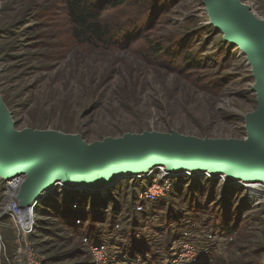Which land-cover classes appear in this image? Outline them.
Here are the masks:
<instances>
[{
    "label": "rangeland",
    "instance_id": "374dc122",
    "mask_svg": "<svg viewBox=\"0 0 264 264\" xmlns=\"http://www.w3.org/2000/svg\"><path fill=\"white\" fill-rule=\"evenodd\" d=\"M119 1L90 0L113 37L105 48L73 38L64 0H0V98L16 130H51L88 145L144 132L246 138L256 80L204 0ZM242 3L264 21V0ZM156 174L85 192L81 203L74 198L84 212L95 203L99 218L86 225L58 216L81 191L48 195L32 238L42 264H95L85 235L108 247L107 264H133L137 244L150 264H180L185 243L198 252L190 264H264V193L253 197L224 175L165 183ZM156 179L170 192L137 215L135 196ZM7 195L0 184V235L13 256L15 231L1 212Z\"/></svg>",
    "mask_w": 264,
    "mask_h": 264
},
{
    "label": "water",
    "instance_id": "95a60500",
    "mask_svg": "<svg viewBox=\"0 0 264 264\" xmlns=\"http://www.w3.org/2000/svg\"><path fill=\"white\" fill-rule=\"evenodd\" d=\"M242 0H204L211 23L238 46L256 80L257 109L247 115V137L213 140L156 132L126 134L86 144L55 131H17L0 98V178L23 177L17 201L25 214L56 189L94 191L122 179L169 174L264 185V21ZM209 173V175H208ZM242 182V183H243ZM241 183V185H242Z\"/></svg>",
    "mask_w": 264,
    "mask_h": 264
},
{
    "label": "built area",
    "instance_id": "2783aa9c",
    "mask_svg": "<svg viewBox=\"0 0 264 264\" xmlns=\"http://www.w3.org/2000/svg\"><path fill=\"white\" fill-rule=\"evenodd\" d=\"M153 174L154 172L148 173V175H146V178H150V176ZM156 175L160 181L161 179H165V183L166 181H170L173 178L180 177V175H185L186 177L189 178L195 176L192 173L169 174L166 171V167L159 168ZM23 180L24 178L21 176L14 177L10 180H4L0 178V184L3 185L4 190L8 193L7 200L3 205L1 212L2 215L7 217L10 220L11 224L13 225L16 236V245H17L15 254L13 256L8 255L7 245L3 241L2 236L0 235V264H42L37 248L35 247L32 241L37 226L36 219H37L38 205L36 208L33 206L30 207L28 213L25 214L21 209L19 202L17 201L16 195H10V192L12 190L16 192V190L19 189V186L21 185ZM258 189H260L259 193H264L263 184H259ZM55 191L51 192L48 195L49 196L54 195ZM69 191L73 192L77 190L74 189ZM83 192H89V190H83ZM169 192H170L169 184L162 185L156 179L155 181H153V183L147 190L140 192L135 196V199L137 201L134 207L135 213L136 214L146 213L149 210V208L144 202L156 203L160 199L164 198ZM79 221L80 220H77L76 222L79 223ZM93 239L95 238L90 237L89 235H85L83 237V244L87 248L88 252L91 255H93V262L95 264H107L111 259L110 253L108 251V247L104 243H100L101 241L99 242L97 241V239L96 241H93ZM196 252L197 250L194 249V246L192 244L185 243L181 245V249H179V252L177 254L178 259L180 260L176 261L175 263L190 264V260L192 258L193 259L195 258ZM149 255H150L149 253L144 254L142 256H139V258L136 260L132 259L131 262L133 264L134 263L150 264L151 259Z\"/></svg>",
    "mask_w": 264,
    "mask_h": 264
},
{
    "label": "trees",
    "instance_id": "16d2710c",
    "mask_svg": "<svg viewBox=\"0 0 264 264\" xmlns=\"http://www.w3.org/2000/svg\"><path fill=\"white\" fill-rule=\"evenodd\" d=\"M125 1H119L118 5H122ZM67 15L72 26L73 38L76 40H81L82 42L89 45H97L101 47L108 48L113 43V37L110 35L109 28L102 23V13L94 7L90 0H64ZM61 195H68L70 192L61 190ZM56 193V192H55ZM79 193V192H77ZM77 193L73 195L74 197L69 198L65 205L59 206L58 216L66 222L68 225H75L77 220H81L84 225L89 222L94 223L98 218V211L95 209V203L91 205L87 213L82 211V208L77 205H73L74 198L80 203V199L83 198L81 195L88 194L85 192L79 193V199L77 198ZM65 196V197H66ZM66 198V199H68ZM80 203L79 204L80 206ZM154 204V203H153ZM100 209V208H99ZM139 215V214H137ZM71 226V227H72ZM141 246H143L141 248ZM145 245L137 244L133 245V249L130 250V258L136 260L139 256L148 254ZM141 251V252H139Z\"/></svg>",
    "mask_w": 264,
    "mask_h": 264
},
{
    "label": "bare ground",
    "instance_id": "6f19581e",
    "mask_svg": "<svg viewBox=\"0 0 264 264\" xmlns=\"http://www.w3.org/2000/svg\"><path fill=\"white\" fill-rule=\"evenodd\" d=\"M242 2V1H241ZM243 4V3H242ZM252 4V3H251ZM255 5V4H254ZM245 6H248V5H245ZM249 7V6H248ZM250 9H252V7L250 8ZM250 66V65H249ZM251 67V66H250ZM251 69H252V67H251ZM208 175H209V173H208ZM224 176H226V174H223ZM139 177H137V178H134V179H138ZM226 178H227V176H226ZM233 182V181H232ZM235 182V181H234ZM243 181L241 180V183H242ZM243 185H246L245 187L248 189V190H251V196H253V197H258V196H255V195H259L258 193L260 192V189H258V186H259V184H262V183H256V184H254V183H245V182H243L242 183ZM20 187V186H19ZM257 188V189H256ZM8 192H10V191H8ZM16 192H18V190H16ZM16 192H14V190H12L11 192H10V195H15V193ZM16 195H17V193H16ZM252 197V198H253ZM145 204H149L150 202H144Z\"/></svg>",
    "mask_w": 264,
    "mask_h": 264
}]
</instances>
